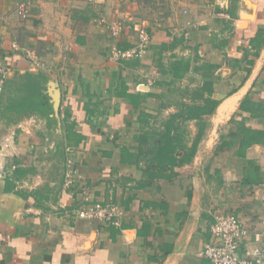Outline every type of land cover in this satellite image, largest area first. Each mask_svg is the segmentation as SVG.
<instances>
[{"label": "crops", "instance_id": "0c3cea01", "mask_svg": "<svg viewBox=\"0 0 264 264\" xmlns=\"http://www.w3.org/2000/svg\"><path fill=\"white\" fill-rule=\"evenodd\" d=\"M102 18L126 27L112 38ZM134 26L143 56L110 62ZM0 65L58 96L52 123L0 113V264H209L219 214L248 231L240 254L264 247V0H0ZM94 202L121 205L119 225L75 217Z\"/></svg>", "mask_w": 264, "mask_h": 264}, {"label": "built area", "instance_id": "2783aa9c", "mask_svg": "<svg viewBox=\"0 0 264 264\" xmlns=\"http://www.w3.org/2000/svg\"><path fill=\"white\" fill-rule=\"evenodd\" d=\"M94 4L97 0H88ZM21 18L27 15L26 3H21L16 9ZM100 22L106 27L110 36L116 38L126 27L122 22H108L101 19ZM137 33V41L135 45L128 49L111 47L108 53L110 62L126 61L130 59H139L143 56L149 47L151 36L144 26H134ZM16 49L17 45L13 44ZM33 65L39 63L36 57H33ZM11 66L0 65V93L3 91L6 80L13 75ZM12 138L5 141V147L12 143ZM70 160H67V169L64 174V185L69 188L74 184L76 176L75 169L71 166ZM2 166L0 165V178L3 176ZM78 219L90 221H99L106 225L118 226L123 215V208L116 203L101 204L98 202L87 203L80 206L74 213ZM248 231L243 224L233 215L219 214L214 218V222L210 227V235L212 241L204 246L202 256L205 257L209 264H264V247L255 246L251 250L245 249L242 254L239 253V247L245 240ZM263 237V233L259 232L254 235L255 242Z\"/></svg>", "mask_w": 264, "mask_h": 264}, {"label": "trees", "instance_id": "16d2710c", "mask_svg": "<svg viewBox=\"0 0 264 264\" xmlns=\"http://www.w3.org/2000/svg\"><path fill=\"white\" fill-rule=\"evenodd\" d=\"M47 78L41 73H24L15 75L9 83L6 81L2 93H0V113L7 120H17L25 116L38 115L47 122L52 123L54 117L52 104L48 101V96L44 94ZM211 111L208 110L207 113ZM242 126L240 146L237 155L243 157L247 147L255 141L256 133L246 130L243 121L238 122ZM161 141V140H160ZM164 151L157 149L153 158L163 154ZM260 175L258 166L248 161L243 170V184H258Z\"/></svg>", "mask_w": 264, "mask_h": 264}, {"label": "water", "instance_id": "95a60500", "mask_svg": "<svg viewBox=\"0 0 264 264\" xmlns=\"http://www.w3.org/2000/svg\"><path fill=\"white\" fill-rule=\"evenodd\" d=\"M51 85V84H50ZM50 98H52V109H53V113L56 116L57 115V111H58V96L56 91L52 92L51 94H49Z\"/></svg>", "mask_w": 264, "mask_h": 264}]
</instances>
